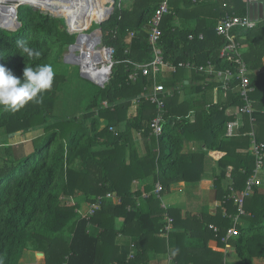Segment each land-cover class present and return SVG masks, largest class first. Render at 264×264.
<instances>
[{"label":"trees","instance_id":"obj_1","mask_svg":"<svg viewBox=\"0 0 264 264\" xmlns=\"http://www.w3.org/2000/svg\"><path fill=\"white\" fill-rule=\"evenodd\" d=\"M161 2L122 3L107 21L99 23L103 44L115 47V60L120 63L114 67L110 83L102 88L101 102L95 97L81 116L63 120L53 117L58 90L65 78L57 72L52 88L41 94L40 102H31L16 113L0 106V264H20L29 251L45 254L46 264H149L150 251L164 256L168 244L176 247L174 264H226L225 254L211 246L227 249L231 245L240 264H264V185H255L245 200L246 214L240 218L247 221V226L236 224L238 208L228 198L245 190L253 175V138L264 143V24L241 31L237 37L255 87L251 95L252 120L244 118L240 135L226 137L227 123L234 119L227 111L244 105L239 94L230 91L226 101L212 103L209 109L205 94L193 103L190 97L180 102L182 92L189 91V96L202 94V85L195 82L206 80L192 71L193 81L186 86L182 82L186 69H180L164 82L162 74L159 76V81L175 90V95L166 99L169 119L163 134L156 138L150 126L157 115L156 105L143 102L137 115L129 116L132 101L153 83L145 76L133 83L132 69L124 61L150 60V21ZM170 2L173 10L164 17L159 44L165 61L171 65H206L213 61L219 69L232 68L230 62L220 58L224 39L216 27L226 14H247L245 1ZM102 13H106L103 8ZM62 19L29 6L20 7L21 27L17 31L0 29V64L23 79L28 64H51L52 58L61 57L76 43V35L65 29ZM131 34L134 38L128 43ZM190 35L194 39H189ZM20 40L40 51V57L29 60L21 56L16 47ZM215 86L212 83L207 89ZM104 101L109 103L108 108L103 106ZM193 109L197 111L194 124L189 119ZM110 126L117 129L118 136L109 131ZM28 130L41 131L31 140V148L27 145L30 141L9 143L11 133L20 131L25 135ZM137 132L146 140L144 157L134 149L133 135ZM252 132L254 136L249 135ZM186 142H202L209 152L223 156L217 158L206 152L186 157ZM207 159H213L220 168L214 185L221 208L215 216L204 214L201 218L188 214L183 218L180 209L168 210L175 229H184L182 233L173 232L168 242L162 237L166 211L161 199L153 194L155 184L146 191L151 195L143 199V192L135 189L134 183L154 177L164 185V193L180 182L199 184L204 180ZM262 176L264 168L259 178ZM108 193L119 197L121 203L105 200L89 220L78 213L85 204H93ZM69 197L76 206L66 200ZM137 199L142 200L140 205ZM118 218L124 220L120 230ZM211 225L219 229L218 237ZM234 227L240 235L223 242L222 238ZM120 234L134 242L138 251L134 257L116 254Z\"/></svg>","mask_w":264,"mask_h":264},{"label":"built area","instance_id":"obj_2","mask_svg":"<svg viewBox=\"0 0 264 264\" xmlns=\"http://www.w3.org/2000/svg\"><path fill=\"white\" fill-rule=\"evenodd\" d=\"M124 0H116V5L121 8ZM194 2H198V0H193ZM201 2H205L206 0H200ZM212 1V0H209ZM247 6V14L239 16L235 13L226 14L223 16L217 24L216 32L219 36L224 39V44L220 51V58L226 59L230 62L233 67H227L225 69H219L213 61H208L206 65H196L192 62L180 63L178 65H171L165 61L164 52L160 47V40L163 35L162 32V22L164 17L171 13L173 10L171 6L170 0H162L159 4L157 10L155 11L152 20L150 21L149 27V46H150V60L139 63L132 60H125L124 63L127 66H130L132 72L130 74V80L135 83L139 80L141 76L147 77L150 81H152V86H145L143 92L134 99L135 105H140L143 102H149L151 104L156 105L157 115L151 121V130L152 135L156 138H159L163 132L166 123L168 122L166 116V99L170 98L173 94V89L165 86L164 83L159 81V76L164 71H169L171 73H177L180 69H188L190 71L196 72L198 75H202L206 77V80L203 81L202 88L203 90L210 87L212 83H214L215 89L220 90L222 92L228 93L233 92L239 94V96L243 99L244 105L240 107H235L234 111L231 112L230 116L234 119L230 120L227 123L226 137L227 138H235L240 135V131L243 128L244 118L246 116L250 117L252 120V116L254 113V107L251 100V95L255 92V87L251 84L250 75L251 72L249 67L242 56V45L239 41H237V37L239 32L254 30L259 28L260 25L264 24V11L259 12L258 19H253L250 16V6L255 4H264V0H244ZM111 4L115 3V0L110 2ZM22 6H28L23 4L21 0H0V29L6 28L3 26L4 23H7L8 18H14L13 26L19 20V9ZM45 12V11H43ZM48 13V12H45ZM51 15V13H48ZM108 18V17H107ZM77 35V34H76ZM90 38L97 40L95 44V53L99 56L100 61L95 66V70L91 72L88 67L83 65L79 66L81 75L87 74V80L100 86L101 88H105L111 81L113 76L114 67L120 62L115 60L116 49L115 47L106 46L103 44V34L100 35V32L96 31L93 34L84 33L78 37L79 38ZM199 38L201 40L204 39V35L200 34ZM92 39V40H93ZM189 39H194L193 35L189 36ZM80 42V39H79ZM70 52V49H69ZM68 57L71 61V54L68 53L65 55V58ZM72 62V61H71ZM70 64H74L73 62ZM104 70H107V73L104 75ZM103 106L108 108L109 103L107 101L103 102ZM107 125L105 124L106 127ZM109 131L116 136H118L119 132L113 126L109 127ZM249 135L254 136V133H249ZM252 152L255 157V169L253 175L247 181L246 189L240 192V194H232L228 198L229 200L233 199L234 204L238 208V215L235 218L236 224L239 223L240 217L246 214L245 211V200L252 194L253 188L255 185L259 184L258 177L260 172L264 168V143H259L255 138H253L252 142ZM165 188L164 185L158 181L155 184V189L153 194H155L159 199H161L163 204V209L167 208V205L164 203L163 194ZM151 195V193L143 192L142 198L146 199ZM69 203L73 206H76V201L69 197ZM112 200L113 202L118 201L121 202L119 197H116L112 193H108L105 197H98L97 201L93 204H88V210L85 211L84 207L79 210V214L86 219H91L95 216V214L101 209L104 201ZM138 205H140V199ZM221 203V202H220ZM174 221L169 214L165 215V226L162 230L163 237L169 239L170 233L173 230ZM216 237H218L219 229L213 225L210 226ZM239 230L234 227L228 230L227 235L222 238L223 242H227L234 237L239 236ZM168 261L169 264H174V257L170 253V249H168Z\"/></svg>","mask_w":264,"mask_h":264},{"label":"crops","instance_id":"obj_3","mask_svg":"<svg viewBox=\"0 0 264 264\" xmlns=\"http://www.w3.org/2000/svg\"><path fill=\"white\" fill-rule=\"evenodd\" d=\"M104 5H105L104 10H107L110 13L109 9L106 7V2L104 3ZM133 38H134V34H131L127 38V42L131 43ZM187 71L189 72V74L187 73ZM161 74H162V78H163V82H164V81H166V79L170 75H172L174 73H171L169 71H164ZM183 75H184V77H182L183 78L182 82H184L186 86H189L191 84V82L193 81L192 71L186 69L183 72ZM195 83L197 85H200V86L202 85L201 84L202 81H200L199 83H197V82H195ZM183 93H186V92L180 93V102H184L187 98L190 97V100H193L192 103L195 101V99L201 98L202 95L205 94L206 95L205 97L208 101V104L206 105L207 109L210 108V105L212 103L217 104L219 102L226 101L227 97L229 95L228 93L222 92V91L217 90L215 88L213 90L205 89V90H203L202 94H197V95H192V96L188 95V96L183 97L182 96ZM174 95H175V90L173 91V94L171 97L173 98ZM133 101H132V106H131L130 111H129V114H130L129 116H131V117H134L135 115H137V112L139 109V106L135 105ZM234 109L235 108L229 109L227 111V115H230L231 112L234 111ZM196 118H197V111L195 109H193L192 112L190 113V116H189L190 122L192 124H194L196 121ZM102 121H103V119H102ZM133 143L135 144L136 148L138 149L139 155L144 157L146 154L147 145H146V140L144 139L143 135L138 133V132L135 133L133 135ZM206 152L209 153L211 156L217 157V158H220L223 156V155H219L215 152H209L206 149V146L202 142H186L185 149H184V153H185L186 157H190V156L195 155V154L198 155V154L206 153ZM205 164H206L205 165L206 171L203 174L204 180H202L201 183L190 184V183H186V182H180V183L172 185L171 188L169 189V191H167L165 193L164 203L167 205V208L164 210L166 211V214H168L167 211L170 209H180L182 212L183 218H185L187 216V214L191 215V216H197L199 218L203 217L204 214H209L212 216L216 215L214 213V210H213L214 206L212 203V198L214 197V189H215L214 184H215L216 176L220 173V168L217 166V162L213 161V159L212 160L207 159V162ZM154 184H156L155 178L149 177V178L145 179L143 182L136 181L134 183V188L135 189L140 188L142 192H145V191H147V189L150 186H152ZM263 184H261V185H263ZM263 191H264V189H263ZM205 192L207 194H205ZM216 193H217V191H216ZM141 201H140V203H141ZM216 202L220 203L219 200H217ZM114 203L120 204L121 202L119 203L118 201H115ZM161 207L163 209V204H161ZM123 221L124 220L121 218H118L116 220L117 228L119 230L123 224ZM238 224L242 225V226L248 225L247 221H245L244 219H241V218L239 219ZM177 231L182 233V232H184V229H178L177 230L173 226V230L170 233V235L173 232L177 233ZM123 237L124 236L122 234H120L119 239L116 240V242L119 243V246H118L119 249H117L116 254L122 253V254H127L130 257H134L138 253L134 242H132L129 239H126L127 237L126 238H123ZM165 239H167V238H165ZM167 241L168 242L170 241V237H169V239H167ZM211 248L214 251L222 252L225 254V256H226L225 263L226 264H228L230 262L228 260L229 258L227 257V254L230 253L229 249H222L220 247H214V246H211ZM168 249H170V253L172 254V256L175 257L176 247L168 244ZM39 254L40 253H37V252L35 253L32 251L26 252L24 254V257L21 260L20 264H24V261L26 258L29 259L30 263H28V264H46L45 254H43L42 259H40L41 257H39ZM230 255H231V253H230ZM149 257H150L149 264H169L167 254L164 256L163 255L158 256V254L156 253V250H151L149 253Z\"/></svg>","mask_w":264,"mask_h":264},{"label":"rangeland","instance_id":"obj_4","mask_svg":"<svg viewBox=\"0 0 264 264\" xmlns=\"http://www.w3.org/2000/svg\"><path fill=\"white\" fill-rule=\"evenodd\" d=\"M113 0H106V7L107 8H111V6H114V11L115 12V8H116V0L114 4H111L110 2ZM136 0H124L123 4L127 5V3L129 4H134ZM26 6H22V8H25ZM34 8L35 10H38L40 12H43V9L41 8H37V7H33V6H29ZM105 5L101 8L104 9ZM64 16H66V14H64ZM99 16H104V14H98L95 17L92 18V22L88 23L85 27H82L80 30L78 31H85V33L87 34H93L96 31H100L99 29V23L102 22L103 18L99 19ZM112 16V15H111ZM105 20V19H104ZM63 24H66V20L63 18L62 19ZM90 24V26L88 27V25ZM66 29V26H64ZM88 27V29H86ZM67 30V29H66ZM68 31V30H67ZM77 31V32H78ZM102 33V32H101ZM76 35V34H75ZM79 34L76 35V40ZM89 44V43H87ZM71 47V46H70ZM77 45V47L74 49L75 52L72 55L71 61L73 62V59H75V63L77 62L78 65L80 64L81 61V52L83 53V57L85 56H90L92 53L93 48L90 45H86L85 47H82ZM70 53L69 49L65 51V54H63L61 57H59L58 55L54 58H52L51 61V65L54 69L55 72H57L58 75H63L65 78L62 80V84L60 89L58 90V94H57V102L54 105V111H53V117L56 118L57 120H63L65 118H69V117H76V116H81V114L87 109V107L90 105V103L92 102V100H94L95 97H97L98 101L101 102L102 100V88L100 86H97L96 84L88 81L87 79L83 78L81 76L80 73V69L79 66L74 64H70L65 62L64 57L66 54ZM79 58V60L77 59ZM78 60V61H77ZM187 73L189 74V72L187 71ZM188 92L183 93V97L188 96ZM103 126H105L106 124V120L102 122ZM7 133V132H6ZM40 132H35L32 130H28L26 131L25 135H22L20 131L17 132H13L10 134L9 136V143L12 145H17L18 142L20 140L23 141H30L28 142L27 145L32 144L31 140L38 135ZM8 135V133H7ZM95 134H92V136H94ZM32 145H30L29 147L31 148ZM28 147V148H29ZM136 151H138V149L134 148ZM2 152L0 151V154ZM264 176H262V178L258 177V181L261 184L264 183ZM264 185V184H263ZM205 194H207L205 192ZM165 197V193L163 194V200ZM68 201V200H67ZM216 190L214 189V197L212 198V203L214 206V213L217 214L221 208V203L216 202ZM162 202V201H161ZM84 210L87 211L88 210V204L84 205ZM214 226V225H213ZM230 250V253L227 254V257L229 258L228 260L230 261L228 264H240V260L237 257L236 253H235V248L234 246H230L229 248H227ZM42 259V258H40ZM29 259H25L24 264H28Z\"/></svg>","mask_w":264,"mask_h":264},{"label":"clouds","instance_id":"obj_5","mask_svg":"<svg viewBox=\"0 0 264 264\" xmlns=\"http://www.w3.org/2000/svg\"><path fill=\"white\" fill-rule=\"evenodd\" d=\"M16 47L19 54L27 56L29 60L41 55L27 41H17ZM54 78L55 71L51 64H39L35 67L28 64L23 71V79L0 64V106L16 113L31 102H40L41 94L52 88Z\"/></svg>","mask_w":264,"mask_h":264},{"label":"bare ground","instance_id":"obj_6","mask_svg":"<svg viewBox=\"0 0 264 264\" xmlns=\"http://www.w3.org/2000/svg\"><path fill=\"white\" fill-rule=\"evenodd\" d=\"M23 4L28 6H33L37 8L43 9V11L52 13L58 16V14H66V16H60L68 19L69 31L73 34L82 35L85 31H78L79 28L84 27L87 23L92 21V18L98 14L102 13V5L106 2V0H21ZM107 4V3H106ZM110 13L111 9L108 8ZM104 17L102 20L106 19V17L110 16V13L105 10ZM14 18H8L7 23H4L3 26L10 27L13 26ZM71 27L73 28L72 31ZM78 31V32H77ZM79 46L85 47L86 45H90L93 50L90 56L83 57V53L81 52V65L88 67L91 72L95 70V66L100 61L99 56L94 52L96 40L90 38H79ZM89 43V44H87ZM81 47V48H82ZM107 70H104L103 74L105 75ZM87 78V74L83 75Z\"/></svg>","mask_w":264,"mask_h":264},{"label":"water","instance_id":"obj_7","mask_svg":"<svg viewBox=\"0 0 264 264\" xmlns=\"http://www.w3.org/2000/svg\"><path fill=\"white\" fill-rule=\"evenodd\" d=\"M111 13H110V16L108 17V18H106L105 20H103V21H107L110 17H111V15L113 14V11H114V6H111ZM261 11H264V4H255V5H251L250 6V16L253 18V19H258V16H259V12H261ZM51 15L54 17V18H63V17H60V16H57V15H55V14H52L51 13ZM65 20H66V24H65V26H66V29L68 30V32L70 33V34H73L72 32H70L69 31V24H68V19L67 18H64ZM21 27V24H20V21L18 20L16 23H15V26L14 27H6V28H4L5 30H8V31H17L19 28ZM98 32H100V35H102V33H101V30L100 31H98ZM80 35H78V37H79ZM78 37H77V40H76V43L74 44V45H72L71 47H69V49H70V54H71V57H72V55L74 54V52H75V48L77 47V45L79 44V39H78ZM64 60H65V62H67V63H72L70 60H69V58L68 57H64ZM82 76V75H81ZM83 78H85L84 76H82ZM86 79V78H85ZM41 255H43L42 253H40Z\"/></svg>","mask_w":264,"mask_h":264}]
</instances>
